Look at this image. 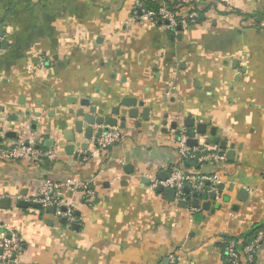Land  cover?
<instances>
[{
	"label": "crops",
	"instance_id": "1",
	"mask_svg": "<svg viewBox=\"0 0 264 264\" xmlns=\"http://www.w3.org/2000/svg\"><path fill=\"white\" fill-rule=\"evenodd\" d=\"M134 2L0 0V147L33 138L55 154L39 165L0 159V220L21 240L20 264H223L216 243L264 229V0H191L201 22L175 33L129 22ZM122 99L142 103L122 141L100 153L75 135L71 154V102ZM198 124L206 133L192 149L222 159L185 168L178 132ZM172 169L218 177L215 199L197 198L193 212L194 198L184 209L168 201L151 180ZM46 180L62 185L76 230L16 207ZM74 180L90 183L88 202Z\"/></svg>",
	"mask_w": 264,
	"mask_h": 264
},
{
	"label": "built area",
	"instance_id": "2",
	"mask_svg": "<svg viewBox=\"0 0 264 264\" xmlns=\"http://www.w3.org/2000/svg\"><path fill=\"white\" fill-rule=\"evenodd\" d=\"M156 3L157 11L146 8V3ZM225 4H229V0H224ZM129 22H142L147 24L161 25L166 31L171 33L177 32V29L186 30L191 26H197L199 13L194 10L191 0H135L130 8ZM259 28L264 30V21L259 23ZM2 40L0 39V46ZM177 153L180 159H193L198 163L205 161H218L222 157L215 153H209L205 148H188V134L186 130L181 129L178 132ZM123 139V135L118 128H108L103 131L100 136L92 137L89 145L93 147L95 152H103L119 144ZM89 157L84 158L87 160ZM0 159L6 161H20L29 159L34 165H39L46 160H54L55 154L52 151L40 149L33 138H29L26 142H13L0 147ZM219 180L216 176L192 175L181 169H172L169 171L167 179L158 183L155 179L151 180V188L156 189L159 185L164 190H172L175 193V201H185L183 189L187 188L191 194L202 195L207 197L210 194L217 193ZM89 182L74 180L67 185L74 190H81L85 193L86 202L92 196L89 188ZM62 185L46 180L42 185V194L29 203L39 204L43 210L53 209V215L66 222V227L70 228L78 223V218L74 213V206L68 203L61 193ZM190 212L194 208H187ZM264 239V235L260 232L255 240L246 246L240 253L234 250V243H229L225 249V253L229 264H257L256 256L260 247V242ZM221 243V240L218 242ZM23 247L20 238L6 224L0 220V264H20L19 257L22 255ZM175 255L168 257L169 264H175Z\"/></svg>",
	"mask_w": 264,
	"mask_h": 264
},
{
	"label": "water",
	"instance_id": "3",
	"mask_svg": "<svg viewBox=\"0 0 264 264\" xmlns=\"http://www.w3.org/2000/svg\"><path fill=\"white\" fill-rule=\"evenodd\" d=\"M178 31H181L180 28L177 29ZM73 100V99H72ZM70 103L69 101H67ZM71 105L77 106L75 109H72L69 111L70 116L73 118V127L72 130L70 131H64V135L69 134V138H66V141L70 143L68 149L69 152H73L74 147L78 146L79 144L75 143V135H81L83 134V138L88 141L91 139L93 133H94V128H97L96 135L100 136L103 133V126H106V129L108 128H118L123 130L125 128V122L126 120H137L139 112L138 108L142 107V103H138L134 99H122L115 105H111L109 107H104L100 106L98 109L97 106H94L89 100H81L77 104L76 101H72ZM146 113H148V110H144L141 113V119L142 121H146ZM119 123V124H118ZM136 127H140V123L136 124ZM186 128H192L193 127V122L191 125L185 124ZM206 133V126L202 124L196 125L195 131H191L188 133L189 139L186 143L187 147L193 148L197 147V141L194 140V136L200 135L203 136ZM211 135H213L211 133ZM218 139H214L213 143L222 145L223 148H225V143H221L217 141ZM210 143V141H207V144ZM80 148L82 150H85L87 148L86 145H80ZM163 176V178H162ZM160 178V182H164L167 179V175L163 174ZM156 191L158 193H165L166 199L168 201L173 202L175 199V193L172 190H164L160 185L156 188ZM183 192L185 194L189 193V190L187 188L183 189ZM194 200L192 202L193 208L198 207V195L193 194L192 195ZM209 198L211 200L215 199L214 194H210ZM3 204H8V201H0V206L4 208L2 205ZM207 207L209 204H206ZM177 206L180 208H185L186 207V201L179 200L177 201ZM17 208L21 209H35V210H42V207L39 204H33V203H26L23 201H19L16 203ZM206 208V206H205ZM207 209V208H206ZM46 213L53 214L54 210L53 209H46ZM60 224L62 226H66V222L61 219ZM73 230L77 229L76 225L72 226Z\"/></svg>",
	"mask_w": 264,
	"mask_h": 264
},
{
	"label": "trees",
	"instance_id": "4",
	"mask_svg": "<svg viewBox=\"0 0 264 264\" xmlns=\"http://www.w3.org/2000/svg\"><path fill=\"white\" fill-rule=\"evenodd\" d=\"M146 8L149 10H153V11H157L158 6L156 3H151V2H147L146 4ZM201 22V17H199V19L197 20V24L199 25ZM184 167L185 168H198V164L195 160L193 159H183L182 160ZM193 194H191L190 192L188 194L184 193V199L186 201V204L188 202H190V200H192ZM199 198H203L202 195H198V199ZM188 206V205H187ZM189 207V206H188ZM264 230L263 228L260 227H253L248 233L244 234L241 238L235 239V238H229V237H225L221 239V243H216L217 248L220 249V251L222 252V257H223V264H229L226 253H225V249L226 247L229 245V243H234V250L238 253H240L241 251H243V249L248 246L249 244H251L255 238L257 237V235L262 232L264 235ZM262 242H260L261 245ZM241 264H243L241 262Z\"/></svg>",
	"mask_w": 264,
	"mask_h": 264
}]
</instances>
